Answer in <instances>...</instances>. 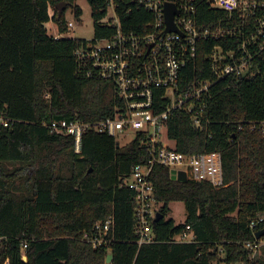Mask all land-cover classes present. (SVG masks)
I'll return each instance as SVG.
<instances>
[{
  "label": "trees",
  "instance_id": "1",
  "mask_svg": "<svg viewBox=\"0 0 264 264\" xmlns=\"http://www.w3.org/2000/svg\"><path fill=\"white\" fill-rule=\"evenodd\" d=\"M110 1L122 31L146 30L153 13L139 0H87L94 39L115 33L114 24L102 22ZM60 2L66 6L58 16ZM193 4L202 29L225 19L208 0ZM69 7L75 17L81 15L75 0H0V116L15 121L0 128V264H106L108 249L93 248L83 233L109 215L110 264H264L246 246L264 228V135L247 124L264 119V69L249 78L229 76L210 88L206 129L196 128L182 111L167 121L178 151L220 154L223 184L172 179L167 167L156 164L151 180L163 217L150 222L154 242L138 245L134 192L121 187L119 178L150 158L143 138L120 146L114 136L89 129L76 151L71 135L42 125L62 119L97 123L123 105L113 82L77 74L73 53L88 41L48 34L50 19L60 32L68 31ZM212 43L199 48L181 89L189 79L210 77L205 56ZM172 201L185 204L183 222L166 218ZM184 232L193 240H175Z\"/></svg>",
  "mask_w": 264,
  "mask_h": 264
},
{
  "label": "built area",
  "instance_id": "2",
  "mask_svg": "<svg viewBox=\"0 0 264 264\" xmlns=\"http://www.w3.org/2000/svg\"><path fill=\"white\" fill-rule=\"evenodd\" d=\"M164 2L139 0V4L153 13L145 24L146 30L124 32L117 18L110 19L108 23L116 28L112 37L90 40L74 50L78 75L114 83L123 103L119 111L97 123L66 119L42 123L53 134L71 135L76 151H79L83 133L89 129L106 132L115 139L129 131L134 132V137L143 138L150 158L134 165L128 175L119 178L121 187L134 192V232L138 245L154 242L150 222L153 205L157 203L151 171L156 164L167 167L170 175L174 170L175 174L183 172L186 179L205 180L214 187L223 184L220 154L186 155L178 151L168 136L167 121L176 111H182L189 115L196 128L206 129L204 125L211 123L205 103V99L211 97L210 88L229 76L249 78L264 69V0H208L211 7L224 12L225 19L206 29L197 25L193 0L172 2L177 12L173 18L176 30L171 31H166ZM73 26L71 21L67 22L68 31ZM208 40L213 41L205 56L210 77L189 79L187 88L181 89L179 83L186 76L185 69L194 65L197 51ZM14 122L0 116V128ZM247 122L251 130L264 135V119ZM255 226L256 223L251 224ZM113 227L114 218L109 215L95 222L90 231L83 233V238L93 248L105 247L110 253ZM175 240L189 242L193 236L184 232ZM262 243L263 238H255L246 246L255 254ZM25 246L23 244L22 249Z\"/></svg>",
  "mask_w": 264,
  "mask_h": 264
},
{
  "label": "rangeland",
  "instance_id": "3",
  "mask_svg": "<svg viewBox=\"0 0 264 264\" xmlns=\"http://www.w3.org/2000/svg\"><path fill=\"white\" fill-rule=\"evenodd\" d=\"M75 3L81 8V15L79 17H75L72 11V8L69 7L64 12V20L71 21L74 26L70 29V31L60 32L57 28L56 22L53 19H50L48 22L45 23V27L49 35L58 38V37H70L74 39H83L86 41H90L94 39L93 36V25H92V18H91V10L90 5L88 4L87 0H75ZM115 12L110 1L107 10L106 16L102 20V22H109L110 19H115ZM134 138V132L129 131L128 133L120 134L116 139L118 145H124L130 140ZM160 204L153 205V218L155 211L158 210ZM169 212L166 218H172L175 222H183L186 217V207L182 201H172L169 203ZM264 217V216H263ZM258 254L260 258L264 260V243L261 244L259 247ZM106 263V262H105ZM110 264V263H106ZM215 264V263H213Z\"/></svg>",
  "mask_w": 264,
  "mask_h": 264
},
{
  "label": "water",
  "instance_id": "4",
  "mask_svg": "<svg viewBox=\"0 0 264 264\" xmlns=\"http://www.w3.org/2000/svg\"><path fill=\"white\" fill-rule=\"evenodd\" d=\"M66 6V2H60L57 4V9H58V16L61 14L62 9ZM177 9L174 3L172 2H164L163 4V13H164V19H165V24H166V31H171V30H176V27L174 25V15L176 14ZM171 178L172 179H176V180H185V175L183 172H178L177 174H175L174 170H171ZM163 215L160 212H156L155 216L153 218V221L156 222L158 221L160 218H162ZM264 235V228L257 230L254 233V237L256 239L260 238L261 236ZM112 260V253H108L106 255L105 258V262L106 263H110Z\"/></svg>",
  "mask_w": 264,
  "mask_h": 264
}]
</instances>
